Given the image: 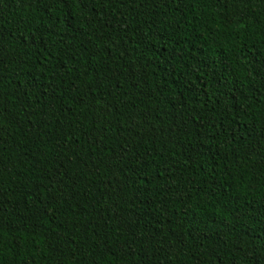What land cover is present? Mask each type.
Segmentation results:
<instances>
[{"label": "trees", "instance_id": "obj_1", "mask_svg": "<svg viewBox=\"0 0 264 264\" xmlns=\"http://www.w3.org/2000/svg\"><path fill=\"white\" fill-rule=\"evenodd\" d=\"M0 264H264V0H0Z\"/></svg>", "mask_w": 264, "mask_h": 264}]
</instances>
